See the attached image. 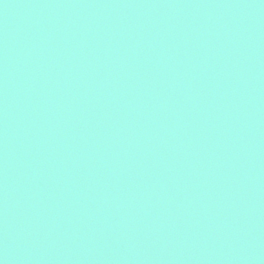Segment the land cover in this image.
<instances>
[{
    "label": "water",
    "instance_id": "1",
    "mask_svg": "<svg viewBox=\"0 0 264 264\" xmlns=\"http://www.w3.org/2000/svg\"><path fill=\"white\" fill-rule=\"evenodd\" d=\"M3 264H264V0H0Z\"/></svg>",
    "mask_w": 264,
    "mask_h": 264
},
{
    "label": "clouds",
    "instance_id": "2",
    "mask_svg": "<svg viewBox=\"0 0 264 264\" xmlns=\"http://www.w3.org/2000/svg\"><path fill=\"white\" fill-rule=\"evenodd\" d=\"M0 264H3V262H2V261H0Z\"/></svg>",
    "mask_w": 264,
    "mask_h": 264
}]
</instances>
